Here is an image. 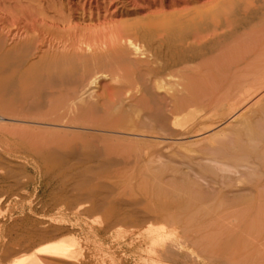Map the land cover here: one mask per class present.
<instances>
[{
	"label": "bare ground",
	"instance_id": "bare-ground-1",
	"mask_svg": "<svg viewBox=\"0 0 264 264\" xmlns=\"http://www.w3.org/2000/svg\"><path fill=\"white\" fill-rule=\"evenodd\" d=\"M43 2L17 0L2 9V17L13 19L17 29L9 26L0 36V128L10 131L0 150L57 174L62 190L55 210L61 213L65 207L92 226L81 241L72 229L57 228L40 216L30 225L26 217L13 219L11 201L19 197L2 189L0 264H115L110 244L121 240L123 226H150L143 232L154 260L164 257L167 248L181 251L165 224L152 227L154 216H139L136 204L111 199L117 168L146 172L152 162L161 161L186 166L189 179L205 180L211 197L200 203L191 196L193 180L187 185L181 177L190 190L183 199L187 208L174 206L186 219L200 213L210 219L236 212L259 215L264 196V0H216L209 10L194 7L171 21L173 15L158 24L122 25L116 33L104 34L109 38L70 27L68 19L55 17L60 9L54 8L55 21L48 23L46 6L58 4ZM25 21L30 25L21 27ZM103 79L113 87L110 94L97 96ZM202 137L208 142L205 151L194 147ZM235 178L244 184L238 190L226 185ZM177 190L172 191L176 203ZM211 201L219 205L211 207ZM235 205L245 210L234 212ZM171 211L163 210L166 216ZM257 233L264 237L263 231Z\"/></svg>",
	"mask_w": 264,
	"mask_h": 264
},
{
	"label": "rangeland",
	"instance_id": "rangeland-1",
	"mask_svg": "<svg viewBox=\"0 0 264 264\" xmlns=\"http://www.w3.org/2000/svg\"><path fill=\"white\" fill-rule=\"evenodd\" d=\"M16 1L17 0H0V17H1L0 18V36L2 35V37L5 35L4 34L5 31L9 30L11 27H13L14 30L17 29L16 28L17 26L13 25L15 21L13 19L4 18V17H6V15L2 12V9L4 7L10 6V5L16 3ZM41 1L42 2L44 1L43 2L44 4H47V3L49 4V2H50V4H51V2L52 3L56 2L55 4H58V5L52 7L49 4V6H51V8H53V10H54V8H55V10L57 9L56 12L59 11V9L62 10V11H60L62 13L59 12V15L56 13L57 16H55L53 14L55 12V10L53 11L50 7H49L50 9L47 10L48 6H46L45 12L49 14V16L47 17V21H49L48 23L55 21V17L57 18L61 15L62 18L69 20L68 23L69 24L71 23L70 27L76 28L78 31L87 30L89 32L90 30H93L90 32L94 33L93 34L94 36H99V37H104V38L107 37L106 35L110 36L112 32L116 33L118 28H120V29L122 28V25L123 26H125L127 24L132 25L135 22L137 24V21H140V23L138 22V24H146V22H147V24L151 23V22L153 24L154 23L158 24L160 21L163 22L162 20L164 19V17L166 18V20H164V21H167L169 16L173 15L174 17L171 16V18H169V20L171 21L172 18L173 19L176 18L175 14L179 15L177 17H181V16H185L188 12L192 13V11L194 10V7H195V10H197V9L200 10L201 8L205 9V10H209L211 8L210 6L212 4H214L213 6L217 5V4L215 5L216 0H62V1L61 0H52V1L41 0ZM217 3H219V2H217ZM52 5H54V4H52ZM58 6L59 7L61 6L62 9L59 8ZM213 6H212V8H213ZM2 14L5 16L2 17L3 16ZM52 16L53 17L55 16L54 19L53 18L51 19ZM151 18H152V20H150ZM12 20H13V22H12ZM28 21H25L24 24L23 23L20 24V26L21 27H28L30 25V23ZM9 26H11V27H9ZM104 34H106V35H104ZM107 38H109V37H107ZM112 87H113V85L111 84V82L108 79H103L100 81L98 88L96 89L97 92H95V93L97 94V96H105L107 94H110ZM0 125H2V124H0ZM6 128H8V127L7 126L5 128L2 127V129H5L6 131L2 130L0 128L1 129L0 131H2V132H0V141H2V142L5 141L6 137L9 136V134H10L9 133L10 131ZM17 133H20V131L18 130ZM202 139L203 140H201L199 143H197L194 147L196 149H200V150L203 149L202 151H205L204 148L206 149L208 142L206 140L204 141L203 137H202ZM2 142H0V143H2ZM202 147H204V148H202ZM171 166H173V167H171ZM167 167H168V169H167ZM132 168L133 167H125V168H117L114 170L115 171L114 173L117 172L116 173L117 177H118V175L120 177V178L118 177V179H117L118 181L120 180L119 181L120 183L117 180H116L117 182L115 180H112L113 183H111V184H113V185L115 184V185L114 186L111 184L110 185L113 186L115 191L114 190L112 191V193H114V194H111V199L113 198L112 200L118 201L119 203L122 202V204L123 205L125 204L126 206L130 201L133 205L136 204L137 206L135 205L134 209H135V212L139 216L144 214V213L149 214L151 216H154L153 221L151 220L152 227H155V226L157 227V225L161 226V223L165 224L164 228H165L166 232L168 234L172 233L175 236L176 243L181 244V247L182 246L183 247H182L181 251L170 250L169 248L166 247L168 250H170V251H167V249L165 247H163V249H166L165 254H163L164 257H162L160 259H155V260H158L156 262L154 260L155 257L152 259L150 257V255L148 256V254H151V250L149 249L150 244L149 245L146 244L147 241H145L146 238H145L144 232L147 231L148 230L147 228L150 226H147V228L145 227L146 230L144 229V227H140V228H142L140 230L137 226H135V227H130V226L124 227L123 226L122 228L123 229L125 228V229L123 230L121 228V230H122V232H125V233H122L123 237L121 238V240H117L116 241L117 243H111L110 244L115 249L114 250V253H115L114 257L115 258L113 260L115 264H145L144 260L146 262L152 261V264L154 262L156 264H161V263L162 264H264V239H262V240L260 239V237L261 238H264V237L262 235H260V233H259L260 236L257 237L258 230L264 232V215H263L264 214V206H263L264 205V198H263L264 196H262V195H264V188H262V190L260 189L261 194H262L261 195L262 199L260 198L261 199L260 202L262 204L260 205L261 209L259 208V211L260 210H262V211H260V212L258 211L259 215H260L259 216L257 214L258 218H257V216H255V214H254L255 217L251 216L249 218V216L245 215L244 213H243L244 215L242 213H239L240 214L239 215L236 212V213H232V215L231 214L225 215V217H224V215H223V217H222V215H221V217H220V215L214 216V217L211 216V219H210L209 215H203L200 213V214H195L194 215L195 218L194 217L188 218V219H192V220H188V219H186V215L184 216V215H182V213L178 212V209H177V207L175 208V206H179V207L181 206V209H182V207L184 209L187 208V206L185 207V205L183 204V202H184L183 199L187 198V195H185V194L189 193L190 190L185 189L184 186L186 187L188 185V183L190 184V182H188V181H192V180L193 181L191 183L192 184L194 183L193 185L197 184L198 187L192 188L193 185L191 187L189 185V187L191 189V196H195L197 199H201V200H198L199 202L205 201L204 203H206L207 201H209L210 200V198H209L210 193L209 192H211L212 188H210L211 186L209 187L208 183H206L205 180H200V179L196 180L197 178L195 179V177L193 178V176H191L192 178L190 177L191 179H189V177L187 178V175H185V173L188 171L187 170L188 168L186 166H181L179 164H169V163L161 162V161L152 162V170L151 171L145 172L144 170H141V169L139 170V169L133 168L134 169L133 170ZM118 170L120 171V173ZM92 174H93L92 172L89 173L90 176ZM233 176L234 177L236 176V178H238L237 176H239V175L235 174ZM177 177H180V178L177 179ZM181 177H184L185 179H187V182L185 180H183V178H181ZM58 178L59 177L57 176V174H49V173L40 171L39 169L37 170L36 167L31 166V159H29L28 157H25V156L21 157L20 155H18V154L16 155V153H13L11 151L4 152V151L0 150V190L3 189V191H6V192L8 190V194L11 193L10 195H12L13 197H16V194H17V196L20 198L19 199L18 197H16L18 199L13 198L11 201V204L13 203L11 205V207H13L12 208V213H13V217H14L13 219L26 217V219L28 220V224H29V222L31 224V221L33 219H35L36 217H38V218L41 217L42 221L47 222V220H48V222H51L54 226L56 225L55 227H57V228H65L67 226L68 228L72 229L75 232V235H77L78 239H81V241H84V239L88 235L86 233L90 232V230H88V229H90V227L92 226L88 222L89 220H86V218H84V217H81V218L78 217L75 212H71V213L68 212L65 207L62 208L63 211L61 213H63V214H61L55 210L56 206L53 204H56L57 196H58V194H60V192L62 190V186L60 184L61 182H60V179H58ZM236 178L233 181H235V180L238 181V179H236ZM239 178H240V176H239ZM121 180H126V181L121 183ZM176 180H177V182H176ZM109 181H111V180H107V183H109ZM185 182L187 183V185ZM150 183H153V184H150ZM231 183L232 184H226V185L231 189L233 188L232 190H236V188L238 190L242 186H244V184H242V183L238 184V183H236V181L231 182ZM17 184H19L20 186L19 185L16 186ZM183 184H185V185L183 186ZM206 184H207V186H206ZM116 185H118V186H116ZM177 185H179V186H177ZM221 185H223L224 188L226 186L225 184H221ZM249 185H251V184H249ZM227 186H226V188H228ZM189 187H188V189H189ZM175 188H176V190H177V188H179L180 191H181V188H183L182 189L183 192L181 191V194H180V191L178 193V190H177V194L180 195V196L178 195L177 198L180 197L179 198L180 201L182 199L181 202L179 201V199H178L177 203L175 201L176 196H174L175 193L172 192L175 190ZM198 188H199L200 192H199V190H197ZM201 188H202V190H201ZM229 188H228V190H230ZM184 189H185V191H184ZM58 190H60V191H58ZM163 190L166 191V193ZM176 190L174 192H176ZM170 191H171V193H170ZM186 191H189V192H186ZM184 192H186V193H184ZM54 193H56V194L58 193V194L55 195ZM157 193L158 194L161 193V196H159ZM117 194H119V195L117 196ZM171 195H173L172 196V198L174 197L173 199L171 198ZM230 196H232V195H230ZM188 197H189V194H188ZM168 201H170V202H168ZM172 201L173 202L175 201V203H173ZM162 203H164V204L162 205ZM178 203H180V204H178ZM169 205L172 207H169ZM211 205H212L211 207H216L219 205V202H217V201L212 202L211 201ZM142 206H144V207H142ZM235 206H233V208H232L233 211H234V209H236V211L238 210V212H240L243 208L245 210V206H236V207ZM261 206H263V207H261ZM51 207H53V208H51ZM166 207H168V209L171 208V210H172L171 212L173 213L174 216L169 215L170 216L169 217V216H166L167 214L164 215L163 210H165ZM238 207H239V209H238ZM122 208H124V207H122ZM161 209H162V211H161ZM174 209L175 210L177 209L176 210L177 212ZM137 210H139V211H137ZM244 210H242V211H244ZM13 211H15V212H13ZM20 211H22L23 215L20 214ZM33 211L36 213V215L33 214L34 213ZM44 211H46V212H44ZM173 211H175V212H173ZM29 212L33 215L29 214ZM37 212H38V214H37ZM57 212H58V214H57ZM140 212H143V213H140ZM177 213L178 214L180 213V214L178 215ZM157 214H159V215H157ZM61 215H63V216H61ZM34 216H36V217H34ZM55 216L58 217L59 219L58 218L55 219L54 218ZM155 216H156V218H155ZM159 216H160V218H158ZM165 216L167 217L166 219H164ZM261 216H262V218H261ZM60 217H62V218L60 219ZM235 217L237 218V220ZM82 218H84L86 221L83 220ZM242 218H244V219H242ZM54 219H55V221H58V222L61 220L59 222L61 224L56 223L54 221ZM167 221L168 222L171 221V224L173 225V227L171 224H169V226L171 225V227L166 226ZM174 221H175V223H172ZM188 222L190 224H188ZM83 224L86 226H84ZM87 225H89V227ZM167 227L169 229H166ZM255 229H256V231H255ZM255 233H256V235H255ZM83 234H85V236ZM140 240H142V241H140ZM91 241H95V239L91 238ZM153 247H156V246H152V250L155 249ZM169 253H170V255H167ZM146 254H147V256H145ZM153 254L154 253L152 251V257H153ZM101 255H103V256H101L102 259H104V256L107 257L106 254L105 255L101 254ZM196 257H197V259H196ZM149 258H151V260ZM164 258H166V259H164ZM246 260H248V261H246Z\"/></svg>",
	"mask_w": 264,
	"mask_h": 264
}]
</instances>
